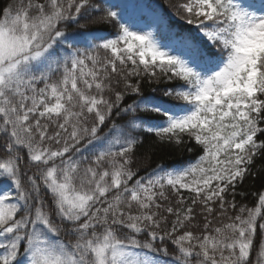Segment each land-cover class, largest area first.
Segmentation results:
<instances>
[{
  "label": "snow or ice",
  "instance_id": "6c2138e0",
  "mask_svg": "<svg viewBox=\"0 0 264 264\" xmlns=\"http://www.w3.org/2000/svg\"><path fill=\"white\" fill-rule=\"evenodd\" d=\"M249 176L264 0H0V264H264Z\"/></svg>",
  "mask_w": 264,
  "mask_h": 264
},
{
  "label": "trees",
  "instance_id": "16d2710c",
  "mask_svg": "<svg viewBox=\"0 0 264 264\" xmlns=\"http://www.w3.org/2000/svg\"><path fill=\"white\" fill-rule=\"evenodd\" d=\"M138 2L143 3L146 6H153L155 4H167V0H138ZM146 18V17H142ZM91 27L104 28L105 25H92ZM155 85H149L146 81L144 82V90L150 91L151 87ZM192 154L188 153L184 148H175L160 146L154 143V137H145L144 145L136 150V163L140 167V174L143 175L146 169L156 167L158 164H163L165 166H172L180 162L186 161L190 158ZM264 182V176L261 178H253L249 176L245 181L239 191L246 192L248 194V199L245 201L250 207L254 206L255 197L251 194L257 192L261 183ZM239 200V197H237Z\"/></svg>",
  "mask_w": 264,
  "mask_h": 264
}]
</instances>
